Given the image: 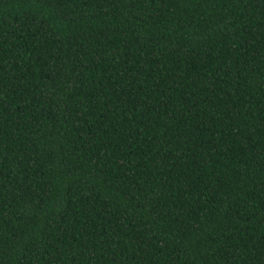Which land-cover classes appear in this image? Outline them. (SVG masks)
I'll return each mask as SVG.
<instances>
[{
  "label": "trees",
  "instance_id": "16d2710c",
  "mask_svg": "<svg viewBox=\"0 0 264 264\" xmlns=\"http://www.w3.org/2000/svg\"><path fill=\"white\" fill-rule=\"evenodd\" d=\"M0 264H264V0H0Z\"/></svg>",
  "mask_w": 264,
  "mask_h": 264
}]
</instances>
